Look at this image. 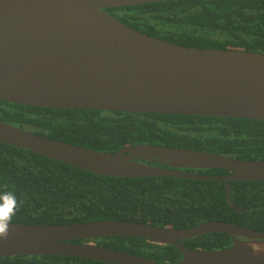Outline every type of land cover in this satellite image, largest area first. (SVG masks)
Masks as SVG:
<instances>
[{"label":"water","instance_id":"1","mask_svg":"<svg viewBox=\"0 0 264 264\" xmlns=\"http://www.w3.org/2000/svg\"><path fill=\"white\" fill-rule=\"evenodd\" d=\"M166 1L171 0H0V101L55 110L264 122V54L182 47L148 37L104 12ZM0 145L103 177L264 183V160L241 161L151 145L97 152L39 137L1 121ZM187 170L230 174L205 176ZM210 234L229 236L232 246L208 251L182 244ZM107 237H132L171 246L181 259L158 263L92 242L74 243ZM251 243L264 244V232L226 222L182 230L121 221L12 224L7 240L0 242V258L57 256L108 264H264V252L255 253Z\"/></svg>","mask_w":264,"mask_h":264},{"label":"trees","instance_id":"2","mask_svg":"<svg viewBox=\"0 0 264 264\" xmlns=\"http://www.w3.org/2000/svg\"><path fill=\"white\" fill-rule=\"evenodd\" d=\"M148 37L182 47L264 54V0H171L106 9ZM0 121L39 137L114 153L135 145L190 149L241 161L264 160V122L198 116L138 115L26 107L0 101ZM225 177L221 170H187ZM22 201L12 224L137 222L169 229L226 222L264 232V183L183 178H111L0 145V193ZM158 263L181 259L171 246L132 237L75 241ZM195 250H223L232 239L210 234L183 241ZM0 264H108L57 256L0 258Z\"/></svg>","mask_w":264,"mask_h":264},{"label":"clouds","instance_id":"3","mask_svg":"<svg viewBox=\"0 0 264 264\" xmlns=\"http://www.w3.org/2000/svg\"><path fill=\"white\" fill-rule=\"evenodd\" d=\"M22 201H18L15 193L5 191L0 193V242L7 240L12 226L13 217L16 216ZM264 244L251 243L250 249L255 253L264 252Z\"/></svg>","mask_w":264,"mask_h":264},{"label":"flooded vegetation","instance_id":"4","mask_svg":"<svg viewBox=\"0 0 264 264\" xmlns=\"http://www.w3.org/2000/svg\"><path fill=\"white\" fill-rule=\"evenodd\" d=\"M143 164H148V165H154V166H156L155 164H150V163H144V162H143Z\"/></svg>","mask_w":264,"mask_h":264}]
</instances>
